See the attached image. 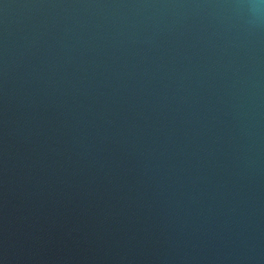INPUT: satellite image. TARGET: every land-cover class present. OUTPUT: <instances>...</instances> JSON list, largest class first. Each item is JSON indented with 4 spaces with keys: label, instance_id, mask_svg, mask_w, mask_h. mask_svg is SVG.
<instances>
[{
    "label": "water",
    "instance_id": "1",
    "mask_svg": "<svg viewBox=\"0 0 264 264\" xmlns=\"http://www.w3.org/2000/svg\"><path fill=\"white\" fill-rule=\"evenodd\" d=\"M0 264H264V0H0Z\"/></svg>",
    "mask_w": 264,
    "mask_h": 264
}]
</instances>
